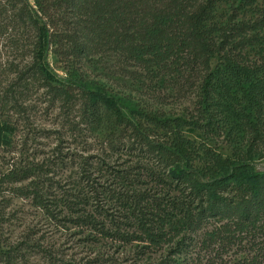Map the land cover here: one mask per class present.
Here are the masks:
<instances>
[{
  "label": "trees",
  "instance_id": "trees-1",
  "mask_svg": "<svg viewBox=\"0 0 264 264\" xmlns=\"http://www.w3.org/2000/svg\"><path fill=\"white\" fill-rule=\"evenodd\" d=\"M0 40V264H264V0H0Z\"/></svg>",
  "mask_w": 264,
  "mask_h": 264
},
{
  "label": "rangeland",
  "instance_id": "rangeland-1",
  "mask_svg": "<svg viewBox=\"0 0 264 264\" xmlns=\"http://www.w3.org/2000/svg\"><path fill=\"white\" fill-rule=\"evenodd\" d=\"M10 52L11 49L6 41L0 40V63L4 62V60L10 56ZM54 59L53 56L49 58L51 66L57 70L59 75H62L63 71L54 64ZM104 81L113 89H120L115 83H113V80ZM167 100H169V105L165 107V110L175 116L180 113H185L186 110L190 108L189 105H191L189 100L186 99H181L179 102L172 101L169 98ZM23 107H25V113H27V116L29 117L28 125L31 129H35L37 134L43 136L39 139L41 144L55 142L53 146L60 144L65 149V152L68 147L74 149L75 141L72 136L77 134L76 132L78 129L76 131L73 129L74 127H77L79 122L78 114L76 112H65L64 110H61L59 106H48V104L44 102V99H40V97L36 95H32L29 99L25 100ZM89 138L90 137H88V139ZM92 144L96 146L94 142ZM215 145L219 152L224 155L228 154L229 150H226V143L224 142L223 137H220ZM91 155H93V153H91ZM257 166L260 170L264 169V162L260 161ZM27 216L28 217L26 218H28L29 222H34L33 226L37 225L35 231L38 232L39 235H44L46 238L49 237L50 240H53L55 243L65 244L63 249L66 254H69V256L73 255L75 259L81 257L80 252L82 251V247L79 246V241L66 235V232L64 231L61 232L56 228H50L44 225V221L40 219L41 217H38L37 219L30 213L27 214ZM39 264H41V262Z\"/></svg>",
  "mask_w": 264,
  "mask_h": 264
}]
</instances>
